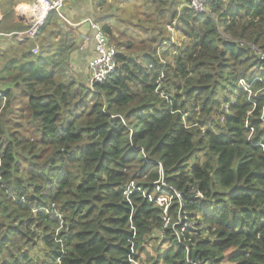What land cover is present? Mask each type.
<instances>
[{
    "label": "trees",
    "instance_id": "obj_1",
    "mask_svg": "<svg viewBox=\"0 0 264 264\" xmlns=\"http://www.w3.org/2000/svg\"><path fill=\"white\" fill-rule=\"evenodd\" d=\"M20 2L0 33L25 29ZM185 5L140 0L122 32L99 14L117 68L94 90L66 77L78 36L56 14L0 40V264H264L262 102L248 116L237 86L264 84V0Z\"/></svg>",
    "mask_w": 264,
    "mask_h": 264
},
{
    "label": "built area",
    "instance_id": "obj_2",
    "mask_svg": "<svg viewBox=\"0 0 264 264\" xmlns=\"http://www.w3.org/2000/svg\"><path fill=\"white\" fill-rule=\"evenodd\" d=\"M66 0H33L28 4L19 5L15 8V21L21 23L24 26V30L21 32H14L11 34L0 33V40L2 38H9L16 36L17 39H22V41L33 39L39 29L42 27L45 19L50 14L54 13L59 19L62 20L61 27H76L81 24H87L90 30L93 32V41H94V53L95 57L90 61L88 74H89V88L93 89V85L96 83L103 82L109 75H112L116 68L115 60V50L109 45L106 36L102 33L101 27L93 22L92 20H84L79 24L72 25L65 17L63 12V7ZM214 0H186V7L197 13H207V6ZM1 19V18H0ZM171 30V27H168ZM252 49L259 56L261 60L264 61V53L259 52L255 47L252 46ZM258 81L262 84L263 79L261 77L254 78L250 82L246 80L238 81V88L246 93V98L248 102L252 105L251 110L247 115H251L253 111L257 108V102L261 101L262 104L259 108L258 120L264 126V84L258 89L253 87V83ZM1 81H0V99H2L1 93ZM4 100V99H3ZM245 128L249 130V137L252 134V129L249 127L248 122L246 123ZM1 159H0V168H1ZM161 194V193H160ZM160 196V195H159ZM177 197H179L176 194ZM167 197H171L167 195ZM155 203L156 198H155ZM170 203V202H169ZM163 209L164 215H167L168 205L159 206ZM165 224L167 223L164 219ZM180 223V222H179ZM191 229V226L188 227Z\"/></svg>",
    "mask_w": 264,
    "mask_h": 264
},
{
    "label": "rangeland",
    "instance_id": "obj_3",
    "mask_svg": "<svg viewBox=\"0 0 264 264\" xmlns=\"http://www.w3.org/2000/svg\"><path fill=\"white\" fill-rule=\"evenodd\" d=\"M76 1L77 0H75V2ZM119 2H121V4H123V5L122 6H119V4H120ZM133 2H134V0H106V3L103 4L97 10V12L99 14H101L103 16V18L112 17L113 18L112 23L114 24V26L118 27L119 31L122 32V31H124L126 29L129 30V31H131L132 30V26H133V25L130 26L131 22H134L135 23L137 20H141L140 17H142V15H143L142 14V8L141 7L138 8V6L140 5V0H136L134 3ZM26 3H30V2H26ZM90 3L92 5V7L93 6H95V7L97 6V2L96 1L91 0ZM22 5H24V4H22ZM69 5L71 6L72 3L71 4L67 3L65 5V8L68 9L69 8ZM15 7H14V10H15ZM83 8H80V10L83 9ZM129 8H131V10ZM101 15H98L96 17L97 18L96 21H98V20L101 19ZM115 17L119 18L120 20L115 19ZM74 20H76V19H74ZM129 21H131L130 24L128 23ZM65 28H66V26L61 27V29H63V30H65ZM68 28H70V27L68 26L67 27V30H68ZM134 29L137 30V28H134ZM167 30L170 31L172 34H174L172 28H171V30H169V29H167ZM69 32H71V30ZM123 38L124 39H127V37H123ZM30 42H33V41L23 42L22 39H17V40L15 39V43L17 45H25V46H28V45H30ZM35 47H38L37 44L35 45ZM35 47H33L32 49H30L29 51L31 53L37 54L38 52L35 49ZM68 68H69V66H68ZM74 70L75 69L68 70L65 73L66 74V77L69 80H72L74 78H76V79L77 78H80L81 80H83V75L82 76L80 75V77H79ZM80 79H79V82H81ZM24 107L25 106L23 105V109H24ZM16 109H18V108H16ZM154 195L155 194H153L152 197H154ZM156 202H157L156 203L157 206H161V205H168L169 206L170 198L167 197V195H165V193H162L161 192L160 196H157L156 197ZM153 244L155 245V248H157L158 240L155 241V243H153ZM146 246H147V249H148L147 253L150 256H153L155 254V252H154V248H153L152 244L147 242ZM165 249H166V246L161 247L160 252H163Z\"/></svg>",
    "mask_w": 264,
    "mask_h": 264
},
{
    "label": "crops",
    "instance_id": "obj_4",
    "mask_svg": "<svg viewBox=\"0 0 264 264\" xmlns=\"http://www.w3.org/2000/svg\"><path fill=\"white\" fill-rule=\"evenodd\" d=\"M19 1L21 2L18 3L17 6L22 4H28L26 2H31L33 0H19ZM90 1L91 0H77L75 2V0H66L65 5L67 3L69 4L72 3L71 6L69 5L68 9L65 8L64 14L66 19L69 22H71L72 25L79 24L80 22H83L84 20L87 19L95 22L97 19L96 17L99 15V13L97 12L99 8L95 6L92 7ZM80 8L83 9L80 10ZM0 18L2 19L1 12H0ZM14 18H15V10H14ZM70 30L73 35L78 36V40H76V44H75L77 48L75 52L77 60L73 62V65H75L76 67L72 66V69H75L74 71L77 73L78 76L80 75L82 76L88 74L87 64L90 61V58L93 57L94 55L93 32L90 30V28L86 23L78 25L76 27H72L70 28Z\"/></svg>",
    "mask_w": 264,
    "mask_h": 264
}]
</instances>
